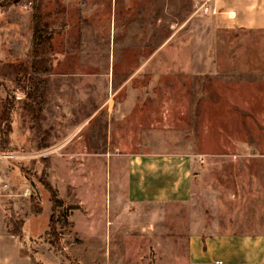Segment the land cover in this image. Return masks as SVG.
Returning a JSON list of instances; mask_svg holds the SVG:
<instances>
[{"label": "rangeland", "instance_id": "374dc122", "mask_svg": "<svg viewBox=\"0 0 264 264\" xmlns=\"http://www.w3.org/2000/svg\"><path fill=\"white\" fill-rule=\"evenodd\" d=\"M112 1L121 17L106 37L98 5ZM38 2L53 54L36 76ZM192 5L0 0V120L11 105L0 213L33 264H188L187 239L215 201L231 210L264 185V31L215 32ZM164 155L201 159L189 198L133 200L127 159Z\"/></svg>", "mask_w": 264, "mask_h": 264}, {"label": "crops", "instance_id": "0c3cea01", "mask_svg": "<svg viewBox=\"0 0 264 264\" xmlns=\"http://www.w3.org/2000/svg\"><path fill=\"white\" fill-rule=\"evenodd\" d=\"M98 6L108 10L106 37H111L114 27L111 23L110 30V21L120 19L115 9L122 5L112 1ZM192 8L195 14L200 10L207 14L205 20L215 32L264 31V0H193ZM194 160L168 155L128 158L125 185L129 196L139 201H185L198 183L194 170L201 159ZM256 182V193L241 199L232 197L231 210L215 201L207 223L199 225L187 239L188 264H264V185L261 179L256 178ZM1 213L0 264H33L25 249L23 229L20 236L13 234Z\"/></svg>", "mask_w": 264, "mask_h": 264}, {"label": "trees", "instance_id": "16d2710c", "mask_svg": "<svg viewBox=\"0 0 264 264\" xmlns=\"http://www.w3.org/2000/svg\"><path fill=\"white\" fill-rule=\"evenodd\" d=\"M48 27V15L42 11V6L38 2L36 6L33 8L32 15H31V32H32V47H31V64H30V73L32 75L41 74L43 71H47L45 69V61L41 57H48L53 54V49L51 46V37L50 34L47 33ZM40 60V61H39ZM10 111L11 105H6L2 117L0 120V124L4 127L0 126V141L4 145L6 143V136L9 132V125H10ZM45 189L49 192L50 195V202L52 205V209L55 207L60 206V201L56 199V194L53 188L47 184L42 183ZM52 217L53 213L49 217L48 222V229L50 233H53V226H52ZM15 235L20 236L19 230H14L12 232Z\"/></svg>", "mask_w": 264, "mask_h": 264}, {"label": "built area", "instance_id": "2783aa9c", "mask_svg": "<svg viewBox=\"0 0 264 264\" xmlns=\"http://www.w3.org/2000/svg\"><path fill=\"white\" fill-rule=\"evenodd\" d=\"M204 4H205V2H204ZM204 11H205V7H204Z\"/></svg>", "mask_w": 264, "mask_h": 264}]
</instances>
